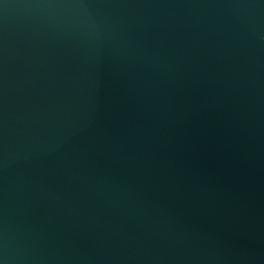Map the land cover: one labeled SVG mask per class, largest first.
I'll return each mask as SVG.
<instances>
[{"label": "water", "instance_id": "obj_1", "mask_svg": "<svg viewBox=\"0 0 264 264\" xmlns=\"http://www.w3.org/2000/svg\"><path fill=\"white\" fill-rule=\"evenodd\" d=\"M0 264H264V0H0Z\"/></svg>", "mask_w": 264, "mask_h": 264}]
</instances>
